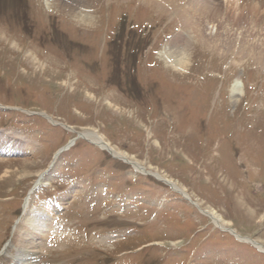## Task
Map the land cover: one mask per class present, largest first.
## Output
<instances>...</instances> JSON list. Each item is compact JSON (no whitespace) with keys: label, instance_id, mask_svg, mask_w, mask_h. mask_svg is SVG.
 <instances>
[{"label":"rangeland","instance_id":"rangeland-1","mask_svg":"<svg viewBox=\"0 0 264 264\" xmlns=\"http://www.w3.org/2000/svg\"><path fill=\"white\" fill-rule=\"evenodd\" d=\"M64 1L0 0V173L10 168L0 264L21 263L41 209L51 228L35 264H264L202 212L264 245V59L237 37L250 13L240 21L227 0H209L217 38L203 27L205 43L191 40L189 64L176 69L162 51L192 26L171 10L158 18L144 0H88L80 6L96 20L85 27L72 18L80 6ZM236 79L244 93L232 103ZM87 131L131 162L78 138Z\"/></svg>","mask_w":264,"mask_h":264},{"label":"bare ground","instance_id":"bare-ground-1","mask_svg":"<svg viewBox=\"0 0 264 264\" xmlns=\"http://www.w3.org/2000/svg\"><path fill=\"white\" fill-rule=\"evenodd\" d=\"M57 1H59V0H45V4L47 6H50L51 3H54V5H55L57 3ZM87 1L88 0H65L64 2H68V3L71 2L70 3V4H72L71 6L76 7V5L80 6V3H86ZM106 1H112V0H106ZM144 1H145V3H148L150 6H154L153 9H155V11L158 12L156 14L158 16V18L168 16L169 15L168 11L171 10L172 13H170V14L171 15L173 14V16L175 15L177 18H179V21H181L180 23L183 26H185V24L187 25V23L190 26H192V29H189L188 31L185 30V28L182 29L185 31L186 39L180 38L181 36H178L179 38L176 37L172 41L171 48L169 46H166L164 48V51H162V57L165 60V62L171 63L170 65L176 69H183L189 64V61L191 60V57H192L191 56L192 54L190 53V48L192 47L193 41H197L198 43H203V44L205 43V41L203 39L204 38L203 32H202L203 27H206L205 28V31H207L206 34L210 35V37H212V38L214 36L213 34H215L214 32H217V25H216L215 20L209 19V17H208V11L215 9L216 6H215V4H213V6H215V7H212V2L209 0H144ZM215 1H217V0H215ZM226 3H227V7H232L233 9L240 12V15L235 16L236 19H238L240 21L242 19H244L245 11H248L250 13V17L252 20H254V22H252L251 25H249L248 30H246L243 27H240L239 30H237V35H238L237 37L241 38L244 36V38H248V40L250 39L251 54L260 56L261 58L263 57V59H264V0H227ZM76 8L77 9L73 12L74 17H72V18H74L75 20H78L77 22H79V24L80 23L84 24L86 27V25H90L93 23V21L96 20V13H93L91 11H86V10L82 9L81 6L79 7V9H78V7H76ZM224 8H225V5H223V4L218 5L219 14ZM220 9H222V10H220ZM219 18H220V16L218 17V19ZM222 23H224V22L222 21ZM226 24H228V23H226ZM227 32H229V31H227ZM3 34L4 33L0 32V40H2V39L4 40L3 37H5V35H3ZM74 35H76V34H74ZM215 38H217V37H215ZM191 40H193V41H191ZM209 44H211V43H209ZM13 48H16V46L14 45ZM200 48H202V47L200 46ZM260 48L262 49V51ZM209 49H212V47L209 46ZM27 52H29V51H27ZM26 57L29 58V60L32 61V63L34 60L36 62V58L34 59L30 52L28 53V56H26ZM243 88H244V84H243L242 80L236 79L234 81L232 88H231V91H230L231 92L230 97H231L232 103H234V102L237 103L239 97L243 96V93H244ZM117 105H119V104H117ZM70 130H72V129L69 128V131ZM80 137L87 140L91 144L97 146L101 150L110 152V154L117 159H120L123 161H130L121 152L115 151L102 138V136H100L97 133H94L92 131L91 132L87 131L84 133H80ZM3 138H5V136L0 135V148L4 147L6 150L7 148H6V145L4 146L5 141L3 140ZM74 143H75L74 140L71 141L64 149H62V151H60V153L65 151V150L68 151L67 149H70L74 145ZM22 149H24V148L22 146H18V145L15 148L13 147V151H21ZM132 166L134 167V169L137 172H139V173L144 172L145 173V170H143V168H141L142 166L140 167L139 164H137V165L133 164ZM9 170H10V168H8V167H7V169L2 170L3 172L0 173V179L9 178L10 177L9 176L10 175ZM28 173H30V172L27 171V173L23 176H25V177L28 176ZM153 175H155L157 178H159L157 174H153ZM161 177H162V179H167V178H164L163 176H161ZM43 178L44 177H42V176L40 177V179H41L40 183L41 184H42V182H44ZM38 182H37V184H38ZM167 182H168V185L175 192L181 194L183 197H185L186 199L189 200L188 194L185 192V190L181 189L180 187H178V185L176 183H174L168 179H167ZM31 193H33V192H31ZM31 193L29 195V198L26 199V201H25L24 210L29 209ZM194 205L197 208L199 207V205L197 203H194ZM202 212L205 216L209 217L218 228L231 233L232 235L238 237L240 240H242L244 242L252 244L257 250H259L261 253H264V245H262L258 241L251 240L249 238L239 237V235L233 229L230 228L231 224L225 223V221L223 220V218H221V216H217L213 212H211V211L209 212L207 210H202ZM50 215H51V211H49V210L46 211L44 209H41L37 212L36 216L32 219V222L34 223V226L32 228L33 231L31 233H29L28 235H26L25 238L23 239V241L21 242V248H20V251L18 254V257H21V259H20L21 263L17 261V262H14V264H35L36 259L38 257H40V255L43 254V252H42L43 249H42V245H41L42 243L40 241L42 240V235L46 232V229L49 228V225L51 223Z\"/></svg>","mask_w":264,"mask_h":264}]
</instances>
